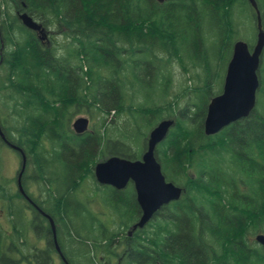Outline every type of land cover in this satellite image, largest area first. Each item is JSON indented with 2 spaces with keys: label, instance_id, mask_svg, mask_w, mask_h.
I'll return each mask as SVG.
<instances>
[{
  "label": "trees",
  "instance_id": "16d2710c",
  "mask_svg": "<svg viewBox=\"0 0 264 264\" xmlns=\"http://www.w3.org/2000/svg\"><path fill=\"white\" fill-rule=\"evenodd\" d=\"M256 2L264 29V0ZM10 9L27 12L63 36V43L44 46ZM0 32L5 46L0 92L7 109L6 115L0 112V125L6 140L27 156L24 191L28 194L30 179L41 187L38 197L28 196L54 220L69 264H111L116 257L120 264L253 263L241 234L247 218L264 214V56L255 111L217 135L204 130L208 105L222 93L234 44H256L258 15L249 0H0ZM182 50L205 75H196L204 83L180 108L169 96L168 67L179 61L188 71ZM219 55L226 66L215 90L211 59ZM148 88L153 96L146 95ZM84 110L98 122L76 135L72 118ZM122 114L135 128L150 124V131L163 119L175 121L156 159L167 182L184 191L133 238L127 231L140 219L133 185L118 191L98 185L94 176L98 162L114 156L140 160L146 151L149 134L141 135L140 155L138 135L111 138L109 116ZM111 121L113 128L117 122ZM6 146L0 139V198L12 231L0 226V264H54L50 250L34 254L35 263L23 256L29 229L35 234L46 229L39 213L27 221L19 203L24 199L1 182ZM89 182L94 186L82 194ZM247 191L255 201L249 203ZM94 193L109 213V224L100 221L104 213L91 211Z\"/></svg>",
  "mask_w": 264,
  "mask_h": 264
},
{
  "label": "water",
  "instance_id": "95a60500",
  "mask_svg": "<svg viewBox=\"0 0 264 264\" xmlns=\"http://www.w3.org/2000/svg\"><path fill=\"white\" fill-rule=\"evenodd\" d=\"M163 3L165 0H157ZM258 14V36L252 49L244 41L234 45L233 56L228 65L223 93L214 97L207 109L204 121V130L207 136H214L228 126L248 118L256 108L257 92L260 87L259 68L264 51V30L262 28L260 13L256 0H249ZM23 26L38 33L39 39L44 42L48 35L46 29L36 22L27 13L19 15ZM90 121L88 118H79L73 123V130L81 135L88 131ZM175 125L172 119L162 120L149 134L147 150L141 160H129L121 157H110L95 166V178L100 185L111 186L116 190H124L129 183H133L137 195V202L142 211L140 220L133 226V231L143 229L164 207L172 202L179 201L183 189L167 182L162 172L161 164L156 159V150L169 135ZM0 138L12 149L22 155L21 171L18 175V188L25 197L22 178L27 166L26 154L17 146L10 144L0 125ZM29 199V198H27ZM55 240L56 228L51 220ZM258 241L264 245V236ZM57 251L64 258L57 244ZM66 261V259L64 258Z\"/></svg>",
  "mask_w": 264,
  "mask_h": 264
},
{
  "label": "rangeland",
  "instance_id": "374dc122",
  "mask_svg": "<svg viewBox=\"0 0 264 264\" xmlns=\"http://www.w3.org/2000/svg\"><path fill=\"white\" fill-rule=\"evenodd\" d=\"M4 9V8H3ZM10 14L16 16V12L12 9H10ZM251 28L248 29V32L251 34L249 37L251 39L254 38V32H253V24L250 22ZM63 43L64 37L61 35H52L51 39V46L56 43V41ZM246 42V41H245ZM247 43V42H246ZM248 44V43H247ZM184 50L181 51V57H183V61L185 64V69L188 71L185 73L184 68L181 66V62L176 61L173 65L169 66L168 69L172 73L173 77V86L170 89L169 96L173 98V100H177L178 105L180 108L184 107L187 103H190L194 97L192 95V92L196 90V87H201L204 82H201L199 78H196V75L198 74H204L203 71H201L200 67H192L191 62L187 59L185 56ZM264 52L262 55V60H263ZM167 58V56L163 57ZM223 58L222 56H212L211 59V70L212 72L216 75L215 78H213V89L219 90L220 89V77L224 74V67L226 66V63L224 64V60H221ZM225 59V58H224ZM206 60V59H205ZM226 60V59H225ZM264 64V63H263ZM262 66V62H261ZM260 66V67H261ZM3 71L0 70V74H2ZM205 77H202L204 79ZM212 80V79H211ZM145 93L147 96H153L154 91H151L150 88L145 90ZM5 92H0V112L2 115L7 114V109H5L4 105H2V101L4 98ZM186 95V96H185ZM193 97V98H192ZM152 99H149L148 101H151ZM140 102H144V99L142 96L139 97ZM261 102V100H259ZM167 113H164L163 115L165 116ZM89 118L91 120V127L90 129L92 130V127L97 123V118L94 116H91L84 110V112L79 111L75 116L72 118V124L74 121H76L79 118ZM111 120H114V122H117V125L112 128L114 123H112ZM131 117H129L127 114H122L119 115L118 117H113L109 116L108 120V125L111 129V138L116 139L117 137H122V134H125L126 136H136L138 135V148H136L137 154L140 155L142 151V146H143V138L141 137L142 134L148 135L150 133L151 125L149 126L146 123L141 122L140 126L134 127L133 122L131 121ZM158 121V118L155 119V122ZM125 123H127L129 126L126 127ZM154 124V123H153ZM130 141V140H129ZM148 141V139H147ZM131 143V142H130ZM1 159H2V175H1V182L6 184V188L10 190L11 193L17 194L18 189H17V178L19 175V172L21 170V157L20 155L16 152L13 151L12 149L8 147H3L1 150ZM99 163V162H98ZM32 169V168H31ZM33 170V169H32ZM95 176V173H94ZM96 179V178H95ZM83 187V190L81 191L82 194L87 193L90 191L89 188L92 189L91 186H94L92 182L88 183ZM86 187V188H85ZM38 191H41V187L36 185L35 181L30 179V183H28L27 186V192L28 194L32 195L33 197H38ZM30 195V196H31ZM95 197V201L92 203V210L96 213H104L105 219L109 215L108 212L103 211L102 203L99 201L98 196L94 193L93 195ZM17 199V198H16ZM5 202L1 200L0 198V226L5 228L8 232H11V228L8 227L9 222L7 221V214L3 212L5 207H3ZM20 204H22L25 207V202L23 200L19 201ZM103 209V210H102ZM25 213L27 215L29 214L28 210H25ZM11 217V216H10ZM111 217V216H110ZM114 228V227H113ZM113 230V229H112ZM27 245L24 248L25 251H23L24 255H33L34 252L37 249H44V245L41 242V235L35 234L32 231L27 232ZM36 247V248H35ZM56 264H62L60 259L56 257L55 259ZM21 264H27L26 262H23Z\"/></svg>",
  "mask_w": 264,
  "mask_h": 264
},
{
  "label": "flooded vegetation",
  "instance_id": "af4514ba",
  "mask_svg": "<svg viewBox=\"0 0 264 264\" xmlns=\"http://www.w3.org/2000/svg\"><path fill=\"white\" fill-rule=\"evenodd\" d=\"M167 0H165L163 3H165ZM256 11V10H255ZM19 14H21V12L17 11L16 12V15L19 16ZM46 33L48 34V40L46 42H41L44 46H51V39H52V35H55L54 31L51 30V29H48L46 31ZM38 37V36H37ZM0 43H1V51L0 52H3V49H4V43L2 41V38H1V32H0ZM250 117V116H249ZM248 117V118H249ZM247 119V118H246ZM244 120V119H242ZM241 121V120H240ZM91 120H90V126H91ZM17 151V150H16ZM17 153L20 155V157H22L21 153L19 151H17ZM18 184V183H17ZM133 185V183H130ZM129 184V185H130ZM128 185V186H129ZM128 188V187H127ZM133 188H134V185H133ZM17 189H18V185H17ZM238 188L236 187V190ZM134 190V197H135V201H136V204L138 205V208H139V215H140V218L142 216V211L140 209V206L137 202V195H136V192H135V188L133 189ZM123 191V190H122ZM18 192L20 193L19 189H18ZM243 192L245 193L246 192V188H243ZM20 195L22 196V198L24 199L23 201L25 202V210H28L29 214L27 215V213H25L26 215V218H27V221H30L32 219V216L33 214L36 212V213H39L40 216L42 217L43 222V226H44V229L46 230H49V235H46L45 232L46 230H44V232H42L41 235V242L43 243L44 245V249H37L35 251H32L34 252L33 255H23L24 257L27 256L29 258V261L30 262H33L35 263V256L34 254L36 253H39V252H46L47 250H50L51 251V257H52V260H53V263L56 264L55 262V259L56 257H58L60 259V261L62 262V264H69L68 261L64 260V258L60 255V253L57 251V244L58 246L61 248L60 244H59V241H58V236H57V240H55V237H54V233H53V230H52V226H51V220L54 222V220L51 218V216L47 213H45L44 211H42L36 204V206L33 204L31 198L28 196V194L26 193V196L25 197L23 194L20 193ZM242 196H246V195H242ZM29 198V199H27ZM94 200L92 201H95V197L93 198ZM247 200L249 201H255V197L254 195H252L250 193V191H247ZM103 207V206H102ZM104 209V210H103ZM103 211H106V208L103 207ZM164 209V208H163ZM262 211H264V204H263V207L261 208ZM91 211L94 212L92 210V206H91ZM162 211V210H161ZM158 212L155 217L152 219L153 221L156 220L157 216L161 213ZM3 212L6 213L5 209L3 210ZM96 213V212H94ZM25 218V219H26ZM140 220V219H139ZM100 221L102 222V224H109L111 222L110 218L107 216L106 219H105V216L103 218H100ZM54 225L56 227V224L54 222ZM135 224L132 225V227L127 231V234L130 238H133L135 236V234L137 233V231L139 230H136V231H133V226ZM244 230L242 231V234H241V242L244 246V249L248 252L247 254L249 255V257H253L254 258V261L253 263L251 262L250 264H264V245L261 244L259 241H258V237L259 236H264V214L262 215V217H259V218H247L245 220V223H244ZM147 227V226H146ZM145 227V228H146ZM144 228V229H145ZM143 230V229H142ZM29 231H32L29 229ZM33 232V231H32ZM36 248V247H35ZM63 252V251H62ZM64 255V254H63ZM22 256V255H21ZM15 257L17 259H19L20 257L19 256H16ZM66 259V258H65ZM102 262H99L98 264H107L104 262V260H101ZM120 261L121 259L117 258L115 260H112V263L111 264H120ZM27 264H29L27 261H26Z\"/></svg>",
  "mask_w": 264,
  "mask_h": 264
},
{
  "label": "clouds",
  "instance_id": "9594fccd",
  "mask_svg": "<svg viewBox=\"0 0 264 264\" xmlns=\"http://www.w3.org/2000/svg\"><path fill=\"white\" fill-rule=\"evenodd\" d=\"M56 58H57V59H59V58H60V55H59V54H57V55H56Z\"/></svg>",
  "mask_w": 264,
  "mask_h": 264
}]
</instances>
